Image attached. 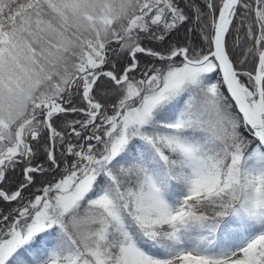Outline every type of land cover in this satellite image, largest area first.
Listing matches in <instances>:
<instances>
[{
    "label": "snow or ice",
    "instance_id": "snow-or-ice-1",
    "mask_svg": "<svg viewBox=\"0 0 264 264\" xmlns=\"http://www.w3.org/2000/svg\"><path fill=\"white\" fill-rule=\"evenodd\" d=\"M0 264H264V0H0Z\"/></svg>",
    "mask_w": 264,
    "mask_h": 264
}]
</instances>
